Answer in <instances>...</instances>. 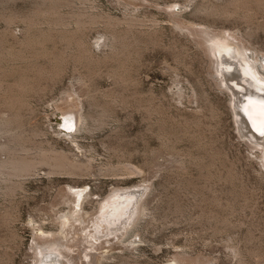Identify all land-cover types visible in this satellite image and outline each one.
Instances as JSON below:
<instances>
[{
	"label": "rangeland",
	"instance_id": "374dc122",
	"mask_svg": "<svg viewBox=\"0 0 264 264\" xmlns=\"http://www.w3.org/2000/svg\"><path fill=\"white\" fill-rule=\"evenodd\" d=\"M206 35L264 80V0H0L3 123L30 153L90 162L38 167L0 194V264H264V120L242 125L232 94L244 85L217 75L234 64L215 61ZM57 114L85 126L71 139ZM117 194L121 211L139 198L115 233L100 208Z\"/></svg>",
	"mask_w": 264,
	"mask_h": 264
},
{
	"label": "bare ground",
	"instance_id": "6f19581e",
	"mask_svg": "<svg viewBox=\"0 0 264 264\" xmlns=\"http://www.w3.org/2000/svg\"><path fill=\"white\" fill-rule=\"evenodd\" d=\"M172 26L176 29L181 28V26L179 25L177 21H172ZM205 41L207 44V48L209 49L211 54L214 57H218L215 61L219 62L218 59L220 57L223 58V56L226 55L233 62L234 67L230 69L227 68L226 71L234 70V73L227 72L228 74L225 75L222 72V70L221 71L217 70V75L221 77V79H223L225 82H227L229 79H232V78L233 79L238 78L237 79L238 81L239 80L242 81V84L244 85V91H240V90L238 91L242 93L245 92L248 97H243L242 95H240L242 93L238 94L239 92H237V94L234 93L232 94V98L235 103L234 102L233 103L235 105V109L239 110L240 114L243 116L241 117L243 118V122H244V124L242 125H245L247 129L248 128L247 125L250 124L256 127L255 129L258 130L259 128L258 126L264 120V80H262V78H258V76L254 74L253 68L245 60L244 57H239L237 54L232 55L224 48V45L227 44V41L225 39L221 37H213V36L206 35ZM231 90L233 91V88ZM255 92H258L260 95ZM242 102H244V104H242ZM249 114L251 115L249 116ZM0 115L2 116V120H1L2 122L0 121V194H4L8 198L15 195L16 191L21 189L22 187L20 184L21 179L23 177H25L26 179L27 176L30 177V175L35 173L38 167H47L50 174L52 173L61 174L63 172L68 173V174L69 173L78 174L84 171V169L89 168L90 162H87L86 164H77L76 162H73L70 159H68V157L63 152L61 153L60 152L57 153L58 151L55 152L54 151L55 149L50 150L48 148L49 150H46L47 149L46 148L45 150H43L44 148L43 149L38 148V150H41V151L36 150L38 151L37 154L30 153L32 149H28V147L26 146V143H25L26 138L24 139V134L22 133V131L21 132L20 130L16 131V128L15 130H13L10 127V124H8L9 122L7 124L3 123L7 119L9 120V114L6 111H1ZM57 115H59L56 117H59V120L57 123L61 128L60 133H64L71 139L74 138V134H72L71 132L72 131L74 133L79 132L82 126L86 123L85 118L81 114H64V115L57 114ZM249 128L251 127L249 126ZM255 129L252 128V130H255ZM248 132L249 134H251L250 130ZM2 139H5V141H1ZM33 152H35V150ZM2 156L4 157L2 158ZM124 168L129 174H132V175L137 173L138 171L128 164L125 165ZM84 198L85 197L83 194L78 195L77 197L73 198V204H75L74 208H76V206L80 207V204L83 203ZM127 198L130 202L127 205H125L126 207L122 211L120 210V208H121V205L123 204H120V198L118 194L107 200L105 199L103 202L104 204L101 205L100 211L102 214H104L107 211H111V214H114L115 216L112 219L111 228H109V231L110 229H112L111 231L116 233V231L118 232L121 229V227L123 228V230H127L129 225L133 221L134 215H137L135 213L136 211H138L137 203H138L139 196L133 195V197H127ZM56 221L59 224L58 226H60V229H61L60 233L58 234H62L66 232L65 227L69 223V218H67L66 216H63V217H60ZM29 222H30V226H32V229L36 233L35 234L36 236H40V237L42 236L48 237L50 235L54 236V232H48V231L43 230L42 228L43 226L42 227L39 225L35 226V222H33L32 220H30ZM68 232L66 233L68 234ZM50 253H51L50 251H45L43 253L40 251L39 254L41 256L40 257L41 263L48 261V256L50 255Z\"/></svg>",
	"mask_w": 264,
	"mask_h": 264
},
{
	"label": "water",
	"instance_id": "95a60500",
	"mask_svg": "<svg viewBox=\"0 0 264 264\" xmlns=\"http://www.w3.org/2000/svg\"><path fill=\"white\" fill-rule=\"evenodd\" d=\"M57 120H59V117L57 118Z\"/></svg>",
	"mask_w": 264,
	"mask_h": 264
}]
</instances>
